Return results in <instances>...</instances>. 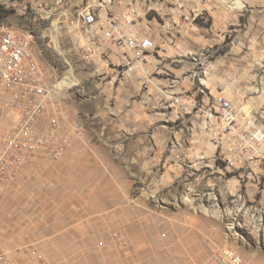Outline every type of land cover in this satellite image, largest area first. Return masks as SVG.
Instances as JSON below:
<instances>
[{
  "label": "rangeland",
  "instance_id": "1",
  "mask_svg": "<svg viewBox=\"0 0 264 264\" xmlns=\"http://www.w3.org/2000/svg\"><path fill=\"white\" fill-rule=\"evenodd\" d=\"M204 3L208 20L160 41L147 79L133 75L141 93L154 85L163 95L148 104L141 93L126 97L133 76L114 72L108 85L111 76L98 73L105 65L83 58L81 34L67 21L31 27L43 76L58 86L57 127L41 130L55 133L62 153L27 163L0 193L1 264L32 255L42 264L43 238L32 246L31 232L53 217L66 221L78 189L88 212L102 209L85 220V264H220L223 245L244 264H264V156L228 165L190 105L224 95L264 133V0ZM0 21L24 30L14 15L0 12Z\"/></svg>",
  "mask_w": 264,
  "mask_h": 264
},
{
  "label": "built area",
  "instance_id": "2",
  "mask_svg": "<svg viewBox=\"0 0 264 264\" xmlns=\"http://www.w3.org/2000/svg\"><path fill=\"white\" fill-rule=\"evenodd\" d=\"M60 9L64 12L53 20ZM0 12L14 15L24 27L14 29L0 21V193L27 163L62 153L55 133L41 130L42 123L50 130L57 127L51 102L58 86L43 76L33 53L36 29L31 27L67 21L81 34L83 44L78 46L87 62L98 59L130 77L146 75L148 59L159 51L156 35L174 41L208 20L204 0H0ZM190 105L202 115L206 135L228 165L241 169L264 156L262 127L228 97H216L211 106L197 100ZM219 261L244 264L228 245L220 247Z\"/></svg>",
  "mask_w": 264,
  "mask_h": 264
},
{
  "label": "crops",
  "instance_id": "3",
  "mask_svg": "<svg viewBox=\"0 0 264 264\" xmlns=\"http://www.w3.org/2000/svg\"><path fill=\"white\" fill-rule=\"evenodd\" d=\"M217 16V14H215ZM156 43H158L161 40L157 35L155 36ZM164 42V41H163ZM160 57V56H159ZM152 64L148 62L147 64V73L146 75H136L141 80H144L147 76H149V73L152 69ZM151 68V69H150ZM164 68H160L159 71H164ZM107 73L108 76H111V82L108 84H112L115 80V71L101 65L99 68L98 73ZM136 76L130 77L131 82L127 85V90L130 89L131 93H127L126 97L134 99L135 93L139 95L141 93L140 86L141 82H138L137 85L134 81ZM136 84V85H135ZM123 85V83L119 84L118 90ZM124 89V88H123ZM150 93H153L150 95ZM142 98V102L144 104H148L152 99L155 101H162L163 95L161 94L160 90L157 89L154 85L152 87L147 86V91L140 94ZM80 185V184H79ZM79 188H82L81 185ZM81 192L80 189H78V196L77 198L74 197V199L70 196L71 200L69 199V206L64 211L62 215V219H65L66 221L56 220L55 217H53V221L50 226L47 228H34L31 232L30 240L31 244L33 246L36 241L41 237L43 238L44 245L42 246V242L38 241L40 255L37 257L38 259L42 258L40 261L42 264H85L86 256H81V251H86L87 245L92 244V241L88 239L87 236V224L86 219L88 217H102V209L99 211L93 210L88 212L86 207V198L85 195L80 196V194L85 193L84 190ZM84 196V198H83ZM110 195H107L106 202L110 203L112 202ZM79 220V221H77ZM64 226H63V225ZM67 224V225H66ZM63 226V227H62ZM34 242V243H33ZM36 248V247H35ZM40 257V258H39ZM28 259L20 256L18 258H15L14 264H39L38 260L34 255L29 256Z\"/></svg>",
  "mask_w": 264,
  "mask_h": 264
},
{
  "label": "bare ground",
  "instance_id": "4",
  "mask_svg": "<svg viewBox=\"0 0 264 264\" xmlns=\"http://www.w3.org/2000/svg\"><path fill=\"white\" fill-rule=\"evenodd\" d=\"M53 27H55V29L58 30V26H57V24H56V21L53 22Z\"/></svg>",
  "mask_w": 264,
  "mask_h": 264
}]
</instances>
